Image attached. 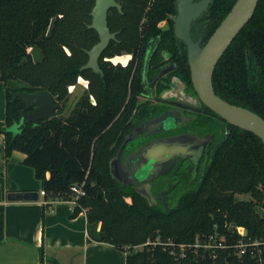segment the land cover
I'll list each match as a JSON object with an SVG mask.
<instances>
[{"label":"trees","instance_id":"16d2710c","mask_svg":"<svg viewBox=\"0 0 264 264\" xmlns=\"http://www.w3.org/2000/svg\"><path fill=\"white\" fill-rule=\"evenodd\" d=\"M234 1L212 4L209 35ZM120 2L121 13L110 9L107 14L109 28L119 30L118 41H110L103 54L129 50L139 39L138 23L149 0ZM92 5L93 0H0L5 155L22 151L23 162L34 169L49 199H68L70 185L83 182L86 193L72 215L85 208L89 238L125 251V264H178V248L172 253L167 242H193L214 230L225 235L227 246L208 257L186 250L185 264H264V145L252 132L229 124L227 137L207 147L192 183L184 171L176 175L177 183H168L165 205L149 204L133 184L110 174L109 161L131 123L140 87L129 67L103 62L102 75L81 69L86 49L98 40L95 29L88 27ZM172 9V0L152 1L140 31L144 38L160 31L156 22ZM78 75L88 79V88L64 114L68 87ZM212 85L221 98L264 118V0L257 1L251 18L218 59ZM39 90L53 94L59 104L56 114L11 130L21 112L35 108L12 98L11 91ZM238 226L246 229L245 235L237 232ZM238 237L255 241L239 257L230 245Z\"/></svg>","mask_w":264,"mask_h":264},{"label":"flooded vegetation","instance_id":"af4514ba","mask_svg":"<svg viewBox=\"0 0 264 264\" xmlns=\"http://www.w3.org/2000/svg\"><path fill=\"white\" fill-rule=\"evenodd\" d=\"M116 1L121 8L112 6L108 11L115 9L121 13L120 1L122 0ZM152 1L147 2L139 20L137 44L129 50H121L110 55L103 54V50L98 58L100 72L92 71L102 75L100 63L103 62L113 66L129 67L131 78L133 77L134 82H137L135 83L136 87H140L135 95V107L129 117L131 123L126 127L119 145L120 147L127 140L120 156L121 163H126L125 166L129 164L126 159L128 154L151 140L181 134L196 138V143L191 146L192 156L180 157L166 174L157 175L151 181L153 195L158 197V195L164 194L165 199L168 193V183L171 180L174 184L177 183L175 177L183 171L188 177V184L192 183L205 158L207 147L224 140L231 129L230 123L220 118L196 97L188 63L187 44L175 34L174 30L173 18L178 14L177 0H172V11L156 22L155 26L160 30L159 32L148 38H144V35L140 33L147 22V11L151 8ZM202 1L206 2L205 8L190 21L189 28L190 38L193 41L200 40V44H203L209 37L211 6L215 3L220 4L222 0H191L193 3ZM168 29L171 32L163 34V31ZM109 30L115 33V37L109 42L118 41L119 30L110 28ZM246 64L249 65L247 58ZM83 78L86 79L85 84ZM88 83L87 78L78 75L75 85H80V92L76 100L88 88ZM95 101V98L90 95V102L95 104ZM158 202L160 201L158 200Z\"/></svg>","mask_w":264,"mask_h":264},{"label":"water","instance_id":"95a60500","mask_svg":"<svg viewBox=\"0 0 264 264\" xmlns=\"http://www.w3.org/2000/svg\"><path fill=\"white\" fill-rule=\"evenodd\" d=\"M257 1L235 0L203 44H200V40L193 41L190 38L189 28L190 21L205 8V1L193 3L191 0H177L178 14L173 19L175 34L187 44L188 63L196 97L228 123L255 134L264 145V118L248 108L221 98L215 93L212 85V74L218 59L251 18ZM112 6L121 8L116 0H94L90 11L92 18L88 27L96 30L99 39L89 49H86L88 58L81 69L100 72L99 55L106 48L109 40L115 37V33L111 32L107 25V11ZM11 95L12 98L19 97L25 103L35 106L30 112H21L19 121L11 126L13 131L21 130L27 122L36 124L41 119H47L55 115L59 108L53 94L48 90L11 91ZM195 139L191 135L181 134L151 140L128 154L126 158L128 166L120 160L124 143L127 141L125 140L109 161L110 174L121 183L133 184L134 189L143 195L149 204L155 205L159 200L165 205L164 194L158 197L153 195L151 181L157 175L166 174L180 157L192 156L191 146L196 143ZM7 198L31 200L37 198V192H9ZM233 226L234 223H230L229 229ZM205 255L208 257L207 252Z\"/></svg>","mask_w":264,"mask_h":264},{"label":"crops","instance_id":"0c3cea01","mask_svg":"<svg viewBox=\"0 0 264 264\" xmlns=\"http://www.w3.org/2000/svg\"><path fill=\"white\" fill-rule=\"evenodd\" d=\"M4 114L0 80V127ZM4 145L0 132V264H125V251L89 238L85 208L72 215L68 199L41 194L34 169L23 162L25 154L14 149L6 156ZM16 191H36L37 198H7Z\"/></svg>","mask_w":264,"mask_h":264},{"label":"built area","instance_id":"2783aa9c","mask_svg":"<svg viewBox=\"0 0 264 264\" xmlns=\"http://www.w3.org/2000/svg\"><path fill=\"white\" fill-rule=\"evenodd\" d=\"M70 191L71 197L68 198V201L74 207L78 204V199L86 193L83 182L71 184ZM40 193L44 195V190H40ZM237 232L239 234L245 235V228L237 227ZM147 242L149 241H146V243ZM167 243L171 245L172 253H175V247L178 248V252L176 254L177 258L179 259L178 264H185L184 260L186 258V250H190L195 254L199 252H203L205 254V252H207L208 256H214L216 248H223L227 246L225 235L219 234L217 230H214L210 234L202 235V237L197 235L193 242L174 243L169 241ZM253 244H255V241H244L242 237H238L235 242L230 245H232L234 249V254L239 257L245 252L248 245Z\"/></svg>","mask_w":264,"mask_h":264},{"label":"rangeland","instance_id":"374dc122","mask_svg":"<svg viewBox=\"0 0 264 264\" xmlns=\"http://www.w3.org/2000/svg\"><path fill=\"white\" fill-rule=\"evenodd\" d=\"M35 56H39V52H38L37 50L35 51ZM83 82H84V84H85L86 79L83 78ZM75 84H76V83H75ZM75 84L69 85V87H68L69 98H68V101H67V107H66L65 110L63 111L64 114H67V113H68V111H69V109L71 108L73 102L76 100L78 93L80 92V90H79V86H80V85H79V84H77V86L74 88V90H72V89H73V86H74ZM242 197H243V198H247L248 195H243ZM165 201H166V200H165ZM238 227H241V226H238ZM141 245H142V244L137 245L136 248H137V249H138V248H141V247H142Z\"/></svg>","mask_w":264,"mask_h":264}]
</instances>
